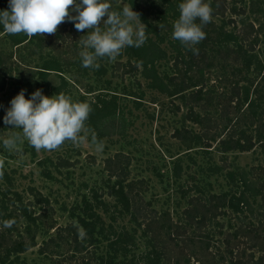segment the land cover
I'll use <instances>...</instances> for the list:
<instances>
[{
    "label": "rangeland",
    "instance_id": "1",
    "mask_svg": "<svg viewBox=\"0 0 264 264\" xmlns=\"http://www.w3.org/2000/svg\"><path fill=\"white\" fill-rule=\"evenodd\" d=\"M146 1L138 0L140 3ZM251 1L238 2V8H243L244 12L237 15H230L228 12L226 19L233 16L237 28H242V20L246 23L252 22L256 28L262 25L256 48L264 60V0H254L260 9L256 8V11L252 8ZM8 4L9 0H0L1 10L8 9ZM154 4L155 1L148 0L142 5L144 10L151 14L152 19L157 16L152 6ZM111 5L112 10L116 11L122 10L124 5L132 6L128 0H118ZM171 16V14L168 16V22H173ZM216 21L221 22L220 18H216ZM4 36L5 32H1L0 49L12 53L11 60L14 66H20L25 70L38 65L35 60L39 57L37 51L32 48L11 46ZM149 37L160 42V46L168 54L166 58L158 61L160 73L174 74L172 73L174 54L170 43L167 40L159 41L160 37L155 34H150ZM54 46L56 49L44 48L43 53L51 50L58 55L61 54L59 59L60 62H64L63 71L51 70L47 74L48 80L59 86V91L43 87L39 78L23 80L18 84L15 81L19 78L15 74L7 87L0 92V162H3V167L0 168V184L7 187L11 198H19L15 192L21 196L15 203L10 201L7 205L0 225L3 226L4 221L14 220L13 226L5 229L21 233L27 238L26 226L32 222L31 228L36 232L37 245L21 253V259L31 264H62L61 261L66 259L64 264H95V252L98 255L106 252L108 241L116 238L114 230L134 227L131 215L127 212L120 213V210L123 211L122 205L117 203L116 197L111 194V185L116 177H110L107 158L117 152L124 153L130 160L127 181L133 179L141 181L137 185L143 199H139L138 206L147 210L153 209L158 213L167 210L175 220L183 219V209L189 205L188 200L194 195L202 193V196H206L211 193L228 192L231 196L236 188L227 177L229 169H251V166L256 164L264 165V154L262 148L258 146L249 151L232 150L227 153L221 151L218 141L212 143L210 150L199 144H192V147H189L186 140L190 141L189 138L193 134L191 133L188 139H181L175 132L180 129L184 134L185 130L190 128L193 133H202L201 125L187 119L186 115L191 106H194L195 111H201V115L205 114L204 110L195 106V101L185 103L182 94L171 95L153 87L150 79L142 74V67L138 70L128 64V56L124 49L113 62L107 58L97 61L100 67L94 69L73 64L74 60L65 63V58L81 51V48L77 52L74 51L69 40L63 38ZM33 51L35 53H32ZM213 68L202 75V78L205 77L202 84L220 91L222 89L218 74L219 70L224 68L218 64ZM21 89H26V98H30L36 89H42L43 94L49 97L62 92L70 96L74 102H86L92 108L96 103L98 107L103 108L104 98L116 99V110L113 104L107 114L101 117L98 115L102 113L95 112L93 116L90 113L85 122L86 126L96 133L97 140L103 142V151H96L95 145L91 143L90 134L81 144L73 145L66 141L60 148L52 151L41 149L38 152L26 140L18 145V152L5 149L3 140L13 132H21L20 129H10L11 126L6 128L3 121L11 99ZM209 117L216 121L214 131L218 132L223 128L219 111L215 112V109H212ZM89 123L93 127H89ZM85 198L96 204L99 200L103 203L96 208L99 221L95 234L90 235L80 227L82 231L80 240L85 238L87 244L89 243L88 249L85 248L82 253H73L75 242L70 241L71 235L65 229L71 224L74 227L78 225L77 218L83 214ZM258 202L259 199L256 198L254 204L258 205ZM228 214L219 217L218 225L213 221L205 228L198 229L194 226V234L210 232L217 235L222 223L227 230L228 222L235 224L237 221L236 217H231L233 215L231 211ZM100 230L104 232L101 233ZM138 230L141 234L140 227ZM53 234H56L57 242L50 244L48 252H42L40 245ZM139 244L140 247L135 250L136 254H141L145 250L144 241ZM216 244L223 247L221 241H216ZM60 247L58 251L60 255H54L57 250L55 248Z\"/></svg>",
    "mask_w": 264,
    "mask_h": 264
},
{
    "label": "trees",
    "instance_id": "2",
    "mask_svg": "<svg viewBox=\"0 0 264 264\" xmlns=\"http://www.w3.org/2000/svg\"><path fill=\"white\" fill-rule=\"evenodd\" d=\"M128 1L134 10L140 13L141 21L147 26L146 43L139 48L124 49L128 56V64L138 70L142 67V74L150 79L153 87L171 95L182 94L185 103L195 101L194 105L205 112L201 115V111L197 112L194 106H191L186 115L187 119L201 125L202 133H193L192 129L188 128L183 134L178 129L175 132L176 136L188 139L192 133L190 141L186 140L189 147H192V144H199L210 150L212 143L218 141V146L224 153L232 150L249 151L258 146L262 148L264 154V60L256 48L262 25L256 28L252 22L246 23L242 20L244 23L243 26L241 25L242 28H237L236 20L230 16L244 12L243 8H238L237 3L245 0H205L213 10L212 20L202 29L206 33V38L195 46L199 49L198 55H194L178 40L171 38L173 23L179 17L178 5L183 0H152L155 1L152 6L157 13L154 19L150 18L151 14L149 15L142 6L148 0L143 3L138 0ZM108 2L113 4L118 0H108ZM256 4L254 0L251 1L255 11L256 8L259 9ZM0 11H2L1 7ZM228 12L230 17L226 19ZM170 14L173 22H168L167 18ZM216 18H220L221 22H217ZM158 24L164 27L160 28ZM1 32H4L3 25H0ZM86 34L87 30L77 31L73 22L61 24L56 34H45L43 37L35 35L29 38L24 33L16 35L5 33L4 37L11 46L32 48L39 53V57L35 59L38 64L35 65L36 67L32 66L24 70L20 66H14L10 51L0 49V92L7 87L15 74L19 80L13 81L18 84L23 80L39 78L43 87L59 91V86L53 85L48 80L47 74L51 70L63 71L64 62H60L59 59L61 54L58 55L51 50L43 53V49L50 47L56 49L54 46L56 42L64 38L70 41L74 51L77 52L81 48L78 40ZM150 34L158 35L161 42L167 40L170 43L174 54L172 56L174 74H161L158 70V61L166 58L168 54L160 46V42L149 37ZM34 51L32 53H35ZM71 61L73 64L82 65L79 52L65 58V63ZM216 62L224 68L219 70L220 81L216 79L221 83L220 91L202 84L205 78H202V75L214 69ZM103 102V108L98 107V103L95 104L96 108L91 106L92 116L97 112L102 113L98 115L102 117L109 112L113 104L114 110L117 109L116 99L104 98ZM212 109H215V112L219 111V117L224 124L218 132L213 130L216 121L209 117ZM88 126L93 127L90 123ZM129 165L130 160L121 152L107 158L110 177H116L111 185V194L116 197L117 203L122 205L123 211L120 210V213L127 212L131 215L134 227L114 230L116 238L108 241L106 252L100 255L95 252V264H264L263 164L253 165L251 169H229L226 174L236 188L235 192L231 196L228 192L189 196V205L183 209V219L180 220H175L167 210L158 213L153 209L147 210L138 206L139 199H143L137 185L141 181L134 179L127 181ZM8 192L7 187L0 184V220L5 216L3 213L7 211L5 209L10 201L15 203L21 198L17 192L15 195L19 198H11L12 195ZM256 198L259 199L258 205L254 204ZM102 203L103 201L99 200L96 204L85 198L82 206L83 214L77 218L78 225L74 227L71 224L65 229L71 235L70 241L75 242L73 253H82L85 248L88 249L89 243L87 244L85 238L80 240L82 235L80 227L90 235L95 234L99 221L96 208ZM230 211L233 213L231 217H236L237 221L235 224L228 222L227 230L222 223L217 235L210 232L194 234V226L198 229L205 228L213 221L218 225L219 217L229 215ZM31 223L26 226L27 238L0 225V264H31L21 259V253L37 245L36 232L31 228ZM138 227L141 228V234ZM100 232L103 233L104 230ZM55 237L56 234L51 235L40 245V250L48 252L50 244L57 242ZM143 241L145 250L141 254H136L135 250ZM216 241H221L223 247L216 244ZM55 249L57 250L54 255H60L58 251L61 247ZM167 252H169L168 257ZM66 260L61 261L62 264Z\"/></svg>",
    "mask_w": 264,
    "mask_h": 264
},
{
    "label": "clouds",
    "instance_id": "3",
    "mask_svg": "<svg viewBox=\"0 0 264 264\" xmlns=\"http://www.w3.org/2000/svg\"><path fill=\"white\" fill-rule=\"evenodd\" d=\"M178 9L171 38L198 55L195 46L206 38L202 29L211 22L213 10L205 0H183ZM65 22H73L77 31L87 30L78 40L84 68L98 69L97 61L107 58L113 62L126 47L139 48L147 41V26L141 22L140 13L129 5L120 11L112 10L108 0H9L8 9L0 11V25L10 35L24 33L29 38L54 35ZM25 92L26 89H21L5 110L6 128L21 130L3 140L5 149L18 152V145L26 140L38 152L52 151L66 141L81 144L90 134L96 151H103V142L97 140L96 133L85 123L92 111L89 103L74 102L62 92L49 97L42 89H36L30 98L25 97ZM14 223L4 221L3 226L10 228Z\"/></svg>",
    "mask_w": 264,
    "mask_h": 264
}]
</instances>
